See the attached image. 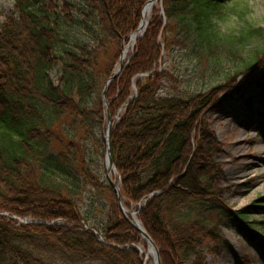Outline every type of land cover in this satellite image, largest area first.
<instances>
[{
	"label": "trees",
	"instance_id": "16d2710c",
	"mask_svg": "<svg viewBox=\"0 0 264 264\" xmlns=\"http://www.w3.org/2000/svg\"><path fill=\"white\" fill-rule=\"evenodd\" d=\"M147 1L14 0L11 12L0 11V264H143L133 245L144 242L119 210L101 165L86 155L90 145L91 156L105 145V81ZM157 4L105 89L108 112L119 117L111 157L122 202L137 211L161 264H211L206 252L227 246L223 219L241 226L249 214H264V201L235 212L224 201L214 161L223 145L209 123L220 95L229 102L250 89L258 100L247 99L248 111L258 103L264 119V26L247 17L246 0ZM232 17L236 26L224 28ZM72 29L94 45L73 39ZM175 48L199 64L227 55L233 70L189 98L162 95L165 81L176 82L164 66ZM244 74L254 75L227 86ZM84 189L104 212L97 224L81 206Z\"/></svg>",
	"mask_w": 264,
	"mask_h": 264
},
{
	"label": "rangeland",
	"instance_id": "374dc122",
	"mask_svg": "<svg viewBox=\"0 0 264 264\" xmlns=\"http://www.w3.org/2000/svg\"><path fill=\"white\" fill-rule=\"evenodd\" d=\"M247 17L256 25L264 26V0H246ZM158 2V1H157ZM154 7H158V4ZM14 0H0V11L4 14L13 9ZM79 7H83L82 5ZM236 26V19L229 18L223 27L227 29ZM73 39L82 44L94 45L89 36L79 29H72L68 33ZM132 49L127 51L126 57ZM187 50L175 48L167 57L164 66L176 78L175 81H165L160 93L178 94L189 98L198 92L208 90L213 85H220L225 80L229 70H233V62L223 55L219 63L207 58L199 64L193 55L190 57ZM246 53H242L245 55ZM104 64V59H102ZM118 66V61L114 69ZM112 71V72H113ZM258 71L255 72V74ZM254 74H244L229 80L227 86H237L243 79H251ZM51 78L57 82V71L51 73ZM106 83V81H105ZM218 97L220 106L209 114L211 129L218 141L223 145V153L214 156V161L222 168L219 186L224 201L235 212L252 204L264 201V119L259 116L260 106L255 104L251 112L248 111L247 99L258 100L256 90L250 89L240 98L225 102ZM249 116L251 118H249ZM90 145L86 160L92 159L94 165L98 163L102 179H107L104 166V151L93 153ZM103 152V155L101 154ZM114 181L117 175L109 174ZM110 203L107 194L101 197ZM81 206L92 223H99L104 212L98 204L96 194L88 189L81 192ZM108 206H106V209ZM240 222V221H239ZM220 235L227 242V246L218 244V254L206 252V261L211 264H264V214H249L247 221L241 223L223 219L219 224ZM60 263V261L58 260ZM97 264V263H88ZM144 264H152L151 257Z\"/></svg>",
	"mask_w": 264,
	"mask_h": 264
},
{
	"label": "water",
	"instance_id": "95a60500",
	"mask_svg": "<svg viewBox=\"0 0 264 264\" xmlns=\"http://www.w3.org/2000/svg\"><path fill=\"white\" fill-rule=\"evenodd\" d=\"M151 1L152 0H148L145 3V5L143 6L142 13H141V20L139 22V25H138V27L135 30H133L130 33V36L134 32L138 31V29L141 28V26L143 24V11L145 10L147 4L150 3ZM146 25H147V22H146L141 34L138 35L136 37V39L138 37H140L144 33ZM130 36H129V38H130ZM123 55H124V50L121 52V55L119 57L118 67L108 77V79H107V81L105 83V87H104L103 93H102L103 102H104V104L106 106V112H107V125H106L105 136H104V141H105V158H104L105 173L107 175V178H108V181H109L111 187L113 188V191L115 193V198H116L117 205L119 207V210L123 214L124 218L140 234V238L145 242V244L147 245V248L151 247L153 249V253L151 255L152 264H161L158 248L156 247V245L154 244L153 240L151 239L149 234L146 232V230L142 226V224L139 221V219L136 217V213L137 212L133 211V212L129 213V212H127V210L124 207V204L122 202L121 195H120V180H118L117 182H114L109 176L110 170H112V169L116 170L115 169V165H114L113 160H112V157H111L110 141H109V136H110V132L112 130L114 121L112 120V118H111V116H110V114L108 112V103L106 102L105 89H106L107 85L115 78V76L121 70L123 62H124ZM116 119H117V117L115 118V120ZM135 248L139 250V248L137 246H135Z\"/></svg>",
	"mask_w": 264,
	"mask_h": 264
},
{
	"label": "bare ground",
	"instance_id": "6f19581e",
	"mask_svg": "<svg viewBox=\"0 0 264 264\" xmlns=\"http://www.w3.org/2000/svg\"><path fill=\"white\" fill-rule=\"evenodd\" d=\"M157 1L158 0H152L150 3L147 4L145 10L143 11V24H142L141 28L138 29V31L134 32L130 36V40H129L128 44L125 46V49H124L123 59L126 57L127 51L129 49H131L133 44L135 43L136 37L141 34L146 22L148 21V18L150 16L151 10L153 9V7H154V5L156 4ZM109 174H115V170L114 169L110 170ZM139 250H140L141 253L145 254V256H146L145 261H148L149 258L152 255V253H153V249L151 247L145 249L142 244L139 245Z\"/></svg>",
	"mask_w": 264,
	"mask_h": 264
}]
</instances>
